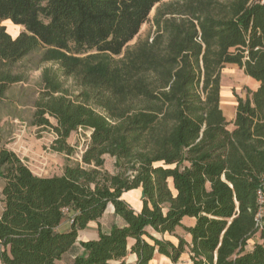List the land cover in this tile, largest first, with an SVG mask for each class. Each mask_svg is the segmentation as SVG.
I'll use <instances>...</instances> for the list:
<instances>
[{
    "label": "trees",
    "instance_id": "trees-1",
    "mask_svg": "<svg viewBox=\"0 0 264 264\" xmlns=\"http://www.w3.org/2000/svg\"><path fill=\"white\" fill-rule=\"evenodd\" d=\"M162 1L0 0V22L25 29L12 37L0 25V100L22 80L11 75L14 64L41 45V60L57 62L84 90L67 96L60 75L44 71L32 125L51 129V150L66 155L70 133L91 129L80 161L61 175L37 176L0 148V264H56L108 205L123 224L80 241L69 264H148L155 253L171 261L187 253L191 264H264L256 221L264 210V5L174 0V16L157 23L156 36L113 61ZM228 63L259 82L237 98L231 130L220 107ZM105 154L115 173L103 170ZM133 189L141 192L137 208L123 196ZM65 208L75 214L60 230ZM178 226L189 242L155 235ZM257 233L263 242L250 246Z\"/></svg>",
    "mask_w": 264,
    "mask_h": 264
},
{
    "label": "rangeland",
    "instance_id": "rangeland-1",
    "mask_svg": "<svg viewBox=\"0 0 264 264\" xmlns=\"http://www.w3.org/2000/svg\"><path fill=\"white\" fill-rule=\"evenodd\" d=\"M250 1L256 2V0ZM175 7H177V3H175L174 0H163L160 3H156L150 10L146 21L140 26L138 33L127 43L120 55L113 56V61L121 59L126 50H131L135 45L150 41L156 36L158 32L157 23L172 18L174 14L171 10ZM0 25L3 26L12 37L25 31L23 25L15 24L9 19L2 20ZM46 49L47 48L44 46L38 45L37 48L31 50L29 54L14 64L11 69V75H18L22 80L10 83L4 96L0 100V148L4 147L15 152L31 171L40 177L61 175L65 165L78 163L82 152L89 143L91 134V129L89 128H78L72 131L67 138V143L72 146L73 152L70 155H66L63 152H54L51 150L50 145L56 138L55 133L51 129L32 125L31 121L35 109L34 103L41 96V92L46 90L42 80L44 71H49V74L57 72V74L60 75L58 79L62 87L68 91L67 96L74 94L78 95L81 88L83 89L78 77L62 75V70L59 69L57 62L41 60L45 55ZM220 84V107L227 121L226 127L231 130L233 128L232 120L236 109L237 98H245L246 95L249 94V91L255 87V80L248 77L243 69L236 64L228 63L221 69ZM57 94L59 93H56V95ZM95 109H97V111L100 110V108ZM47 117L52 125H56L55 118L48 115ZM103 158V170L109 173H115L117 168L115 167L114 157L105 154ZM3 184L4 180L0 178V214L5 205L4 196L2 194ZM259 190L262 197V191L261 189H258V191ZM123 196L127 198L134 207L137 206L138 203L140 205L141 192L139 190L133 189L126 191L123 193ZM108 206L112 207V205ZM108 209L110 210V207ZM109 210L106 208L101 217L89 222V225H87L99 227L102 223V225L109 230L112 225H118L120 222L123 223L121 217L116 215L114 210L113 212ZM63 213L64 218L62 223L64 222L67 226L73 221L75 211L72 208H65ZM263 215L264 210H261L256 216V221L260 230H264ZM116 216L119 217L120 220L117 219ZM192 222V218L182 219L183 225H190ZM87 225L84 233H81V237L78 239L77 236L74 242L76 245L73 244L74 246L71 247L65 255H62L56 264H69L71 262L69 259L79 251V242L91 239V233L88 231L89 227H87ZM155 235L159 238L171 240L174 243L177 242L178 237H183L188 242L190 239L189 235L184 232L183 227L179 226L176 227L172 233ZM256 235L261 239L260 233ZM256 235L254 237H256ZM254 237L250 239V241L252 240L251 242L249 241L250 246L255 242L253 241ZM263 240L260 242H263Z\"/></svg>",
    "mask_w": 264,
    "mask_h": 264
},
{
    "label": "crops",
    "instance_id": "crops-1",
    "mask_svg": "<svg viewBox=\"0 0 264 264\" xmlns=\"http://www.w3.org/2000/svg\"><path fill=\"white\" fill-rule=\"evenodd\" d=\"M139 206V203H138V205L137 206H135L136 208ZM110 207V210L108 209ZM1 210H2V207H1ZM107 210H109L110 212H113V208L111 207V206H108L107 207ZM264 216V215H263ZM116 218L117 219H119V217H117L116 216ZM120 220V219H119ZM123 223L122 222H120V224H118V225H122ZM89 225V224H88ZM87 225V227H89L88 228V231H90V233H91V236H90V238L92 239V238H95L96 236H97V232H98V226L97 227H94V226H88ZM100 229L102 230V231H108V228H105L103 225H102V223L100 224ZM59 229L60 230H67V229H69V225H67L66 226V224L63 222L60 226H59ZM85 229L86 228H84L83 230H80L79 232H78V239L81 237L80 235H81V233L83 234L84 233V231H85ZM262 239H260L257 235H256V237H254V240L253 241H255V242H260ZM252 241V240H251ZM250 241V242H251ZM74 245H76V244H74ZM73 245V246H74ZM72 246V247H73ZM71 249V248H70ZM69 249V250H70ZM68 250V251H69ZM82 251V247L79 245V251H78V253H80ZM78 253H76V254H78ZM76 254H74L69 260L71 261V259L76 255ZM63 255H65V253L63 254ZM134 259V256H130V260H133ZM69 261V262H70ZM148 264H191V261H190V259L188 258V256H187V253H183L181 256H180V258L177 260V261H171L168 257H166V256H164V255H160V254H155L154 255V257L148 262Z\"/></svg>",
    "mask_w": 264,
    "mask_h": 264
},
{
    "label": "flooded vegetation",
    "instance_id": "flooded-vegetation-1",
    "mask_svg": "<svg viewBox=\"0 0 264 264\" xmlns=\"http://www.w3.org/2000/svg\"><path fill=\"white\" fill-rule=\"evenodd\" d=\"M245 73V72H244ZM246 74V73H245ZM247 75V74H246ZM248 77H250L249 75H247ZM251 78V77H250ZM251 79H253V78H251ZM254 80V79H253ZM259 86V82H257L256 80H255V87L253 88V89H251L250 91H249V94H247L246 95V97L247 96H250V93L252 92V91H255L256 89H257V87ZM241 98V97H240ZM244 99V98H243ZM226 119V118H225ZM113 208V207H112ZM73 222V221H72ZM72 222H70L69 223V226H70V224L72 223ZM98 228H100V227H98ZM81 230H83V229H81ZM80 231V230H79ZM78 231V232H79ZM104 232H107V231H104ZM97 235H98V232H97ZM78 236V235H77ZM73 259V258H72Z\"/></svg>",
    "mask_w": 264,
    "mask_h": 264
},
{
    "label": "built area",
    "instance_id": "built-area-1",
    "mask_svg": "<svg viewBox=\"0 0 264 264\" xmlns=\"http://www.w3.org/2000/svg\"><path fill=\"white\" fill-rule=\"evenodd\" d=\"M256 2L261 4V5H264V0H256ZM258 197H259V200L262 201L260 190L258 191Z\"/></svg>",
    "mask_w": 264,
    "mask_h": 264
}]
</instances>
